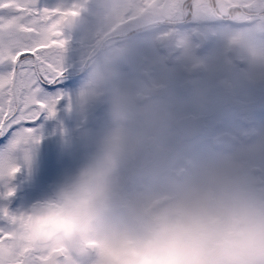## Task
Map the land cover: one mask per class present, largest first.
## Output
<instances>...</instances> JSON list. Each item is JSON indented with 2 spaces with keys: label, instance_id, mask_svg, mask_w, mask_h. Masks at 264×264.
<instances>
[{
  "label": "clouds",
  "instance_id": "1",
  "mask_svg": "<svg viewBox=\"0 0 264 264\" xmlns=\"http://www.w3.org/2000/svg\"><path fill=\"white\" fill-rule=\"evenodd\" d=\"M220 3L227 11L215 15L236 25L224 31L225 43L264 73V0ZM185 6L186 0H94L78 8L72 19L91 22L97 37L121 36L97 39L71 109L83 119L102 102L106 121L83 138L91 151L76 171L11 229L14 252L25 245L46 254L61 249L60 264H264V130L202 146L153 86L121 79L119 64L131 52L127 37L174 22ZM29 156L30 147L19 157L5 150L4 176ZM12 258L6 253L5 264Z\"/></svg>",
  "mask_w": 264,
  "mask_h": 264
},
{
  "label": "flooded vegetation",
  "instance_id": "2",
  "mask_svg": "<svg viewBox=\"0 0 264 264\" xmlns=\"http://www.w3.org/2000/svg\"><path fill=\"white\" fill-rule=\"evenodd\" d=\"M44 2L49 7L87 9L94 0ZM238 3L247 6L249 0ZM193 4L194 0H186L182 14L172 23L154 25L127 37L131 52L119 64L121 79L153 86L202 146L218 139L237 143L246 138V132L264 130V73L251 68L246 58L225 43L223 33L235 27V22L198 14ZM64 31V74L54 85H43L47 96L59 97L55 113L43 111L33 126L40 139L30 146L28 161L19 160L20 170L14 176L0 177V208L12 213L26 212L52 196L91 151L83 138L94 135L106 121L104 103L95 102L81 119L72 112L70 99L96 59L97 39L119 42L121 36L104 33L97 37L91 22L78 24L73 19ZM225 69L229 72L223 78L219 73ZM5 143L0 139V146ZM8 188L14 189L11 196L4 195Z\"/></svg>",
  "mask_w": 264,
  "mask_h": 264
},
{
  "label": "snow or ice",
  "instance_id": "3",
  "mask_svg": "<svg viewBox=\"0 0 264 264\" xmlns=\"http://www.w3.org/2000/svg\"><path fill=\"white\" fill-rule=\"evenodd\" d=\"M193 7L210 15L227 11L220 0H216L215 7L212 0L205 5L194 0ZM78 14L75 5L61 8L49 7L44 0H0V139L6 141L0 146V160L5 150L19 157L25 148L39 142L33 126L43 111L54 115L59 97L47 96L43 85H54L64 74V29ZM19 170V164L11 165L7 176H14ZM13 192L8 188L4 195L11 196ZM23 218V212L0 208V264H5L6 253L13 257L10 264H60L61 249L46 254L25 245L14 252L8 245L13 238L11 229Z\"/></svg>",
  "mask_w": 264,
  "mask_h": 264
},
{
  "label": "rangeland",
  "instance_id": "4",
  "mask_svg": "<svg viewBox=\"0 0 264 264\" xmlns=\"http://www.w3.org/2000/svg\"><path fill=\"white\" fill-rule=\"evenodd\" d=\"M229 72V70H224L223 72H220L219 74H220V76L221 77H225V76H227V73ZM128 81L127 80V78H122V81ZM78 92L79 91H75V90H72V94H71V99H70V107H73V105H74V103H75V101H76V98H77V95H78ZM46 142V141H45Z\"/></svg>",
  "mask_w": 264,
  "mask_h": 264
}]
</instances>
